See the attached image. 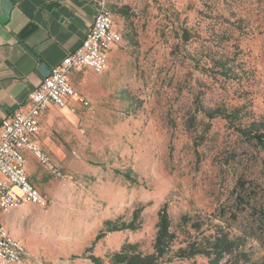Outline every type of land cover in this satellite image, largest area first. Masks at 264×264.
<instances>
[{"label":"rangeland","instance_id":"1","mask_svg":"<svg viewBox=\"0 0 264 264\" xmlns=\"http://www.w3.org/2000/svg\"><path fill=\"white\" fill-rule=\"evenodd\" d=\"M107 1L122 42L75 88L89 107L62 130L47 207L14 212L9 232L28 251L18 264H112L133 245L153 254L163 207L175 239L157 264H209L178 251L217 231L244 240L227 264H264V150L202 113L222 103L264 115V0ZM212 55L237 59L242 81L213 78Z\"/></svg>","mask_w":264,"mask_h":264},{"label":"crops","instance_id":"2","mask_svg":"<svg viewBox=\"0 0 264 264\" xmlns=\"http://www.w3.org/2000/svg\"><path fill=\"white\" fill-rule=\"evenodd\" d=\"M97 11L96 0H0V123L16 109L28 107L30 94L51 68L79 47ZM94 75L87 69L73 71L69 81L74 90L83 89L93 84ZM81 100L86 99L76 92L68 106H51L41 114L33 141L56 166L64 155L58 146L63 145L62 130L76 121L70 108L82 109ZM26 155L27 176L48 202L42 192L48 187L47 174H53ZM24 205L8 213L0 210V226L9 232L14 212Z\"/></svg>","mask_w":264,"mask_h":264},{"label":"built area","instance_id":"3","mask_svg":"<svg viewBox=\"0 0 264 264\" xmlns=\"http://www.w3.org/2000/svg\"><path fill=\"white\" fill-rule=\"evenodd\" d=\"M98 11L79 47L68 54L43 79L29 97L27 108H18L0 123V210L8 213L23 204L46 208L47 200L30 182L25 167L27 153L55 176L60 173L48 156L33 141L40 130L41 114L51 106L64 108L76 96L69 81L73 71L90 70L96 75L106 71L110 51L121 42L107 0H96ZM81 106L89 102L81 100ZM75 112V108H70ZM26 246L0 226V264H18L26 259Z\"/></svg>","mask_w":264,"mask_h":264},{"label":"trees","instance_id":"4","mask_svg":"<svg viewBox=\"0 0 264 264\" xmlns=\"http://www.w3.org/2000/svg\"><path fill=\"white\" fill-rule=\"evenodd\" d=\"M112 14L114 13L112 12ZM116 15L123 17L126 16L123 11L116 12ZM181 32V40L183 42H188L189 39L187 31L183 29ZM208 60L211 64L210 70L213 78L219 76L226 81H242V75L245 72L242 68L244 67L239 64L237 59L233 56L212 55ZM202 113L209 120H213L215 118L225 120L230 128L244 142L264 150V115L258 119L250 118L246 115L247 113H242L241 107L230 108L226 107L222 103L214 107L202 109ZM245 118L248 120L246 121ZM183 220L188 222L189 219L184 218ZM195 226L192 228H198ZM157 227L158 230L154 241L153 254L143 256L136 252L134 245L128 246L127 248L129 250H127L126 247H123L120 251L113 254L111 260L112 264H157L159 259L164 257L170 251L175 239V235L171 231L170 220L165 207H163L159 212ZM126 228L127 227H114L113 229H110V231H119ZM102 237V233L97 235L92 243V246ZM243 242L244 240L240 238L231 240L225 233L217 231L208 237H204L199 244L189 243L184 249H179L178 252L179 257L181 258H192L200 255L207 258L209 264H227L229 259H226V257L232 256L234 249L239 246H243ZM243 257L247 258L245 254H243ZM91 260L95 264H102V260L99 257H92Z\"/></svg>","mask_w":264,"mask_h":264}]
</instances>
